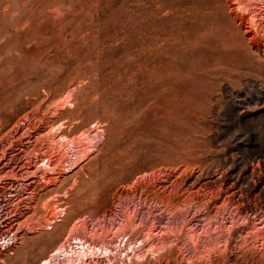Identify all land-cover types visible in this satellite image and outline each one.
I'll return each instance as SVG.
<instances>
[{"label":"rangeland","instance_id":"obj_1","mask_svg":"<svg viewBox=\"0 0 264 264\" xmlns=\"http://www.w3.org/2000/svg\"><path fill=\"white\" fill-rule=\"evenodd\" d=\"M0 4V264H264V0Z\"/></svg>","mask_w":264,"mask_h":264},{"label":"bare ground","instance_id":"obj_2","mask_svg":"<svg viewBox=\"0 0 264 264\" xmlns=\"http://www.w3.org/2000/svg\"><path fill=\"white\" fill-rule=\"evenodd\" d=\"M6 3V2H5ZM6 4H8V3H6ZM1 5V4H0ZM2 6V5H1ZM197 6V5H196ZM187 7H189V9L188 10H191V8H190V6H187ZM198 7V6H197ZM4 8H8V6H5ZM200 9V8H199ZM198 9V10H199ZM185 10V9H184ZM194 10H195V8H194ZM194 10H192V11H194ZM192 11H190V12H192ZM4 12H5V10H4ZM188 12V11H187ZM195 12H197V9H196V11ZM194 13V12H193ZM5 46H6V43H4V42H1L0 43V51H2L4 48H5ZM51 63V62H50ZM64 65V64H63ZM66 65V64H65ZM85 65V64H84ZM45 66H46V64H45V62L44 63H41V64H39V66L38 67H35V69H37L38 71H40L41 73H42V75H43V71H42V68H45ZM30 67H33V66H30ZM82 67V66H81ZM85 67H87V65L85 66ZM67 69L70 71V73H72V74H76V75H73L72 77H73V79H77L78 77H80V76H83L85 73H86V71L85 70H87V69H80V68H74L73 66H67ZM66 69V70H67ZM40 85H42L45 89H47L48 90V92H51L52 91V87H49L48 86V84L47 83H45V82H43L42 84H40ZM38 86H39V84H38ZM93 97H95V96H93ZM96 97H98V96H96ZM46 99V98H45ZM93 99V98H92ZM43 100V99H42ZM68 100H70V99H68ZM67 101V100H66ZM93 101V100H92ZM97 103L98 102H96V101H94V102H92L89 106H96L97 105ZM99 105V104H98ZM101 107H102V105H100ZM100 108V107H99ZM52 109V108H51ZM96 109V108H95ZM79 110V109H78ZM90 110V109H89ZM52 111V110H51ZM54 111V110H53ZM73 111V110H72ZM68 112V111H67ZM76 112V111H75ZM53 113V112H52ZM54 113H55V116H53L54 118L55 117H59V109H57L56 108V110L54 111ZM54 113H53V115H54ZM65 113V112H64ZM77 113V112H76ZM74 114L75 113H73V116H74ZM52 116V115H51ZM81 117V116H80ZM70 118V117H69ZM76 118H78V117H76ZM66 119H67V117H66ZM80 120V119H79ZM78 120V121H79ZM30 126V125H29ZM36 128V127H35ZM20 134V133H19ZM64 136V135H63ZM62 136V137H63ZM64 138H65V136H64ZM64 138H62V139H64ZM16 139V138H15ZM68 139V138H67ZM17 140V139H16ZM67 141V140H66ZM82 141H84V140H82ZM16 142V141H15ZM29 142H30V140H29ZM28 142V143H29ZM36 142V141H35ZM34 142V143H35ZM40 142V141H39ZM42 142V141H41ZM38 142H36V144H37ZM17 144V143H16ZM22 144V143H21ZM83 144V143H82ZM40 145V144H39ZM20 146V145H19ZM23 146V145H22ZM21 146V147H22ZM25 146V145H24ZM34 146H36V145H34ZM41 146V145H40ZM84 146V145H83ZM82 146V147H83ZM25 147H28V146H25ZM33 147V146H32ZM43 147V146H42ZM80 147V146H79ZM23 148V147H22ZM31 148V147H30ZM34 148V147H33ZM36 148H38V147H36ZM40 148V147H39ZM39 148H38V150H39ZM43 149V148H42ZM28 150H30L29 148H28ZM35 150H37V149H35ZM44 150V152H45V149H43ZM43 150H42V152H43ZM33 151V150H32ZM32 151H30V152H32ZM43 152V153H44ZM16 153H18V151L16 152ZM22 153V152H21ZM33 153L34 152H32V155H33ZM36 153V152H35ZM47 153V152H46ZM25 154H27V153H25ZM29 154V153H28ZM31 154V153H30ZM29 154V155H30ZM38 155V154H37ZM45 155V154H44ZM31 156V155H30ZM29 156V157H30ZM40 156H41V154H40ZM49 156V155H48ZM47 156V157H48ZM21 158V157H20ZM39 158V157H38ZM42 158H46V155H45V157H42ZM48 158H50V157H48ZM25 159H27V158H25ZM29 159H31V158H28V160ZM49 160H51V158L49 159ZM18 161V160H17ZM41 161V160H40ZM47 161V160H46ZM45 161V162H46ZM16 162V161H15ZM25 162V161H24ZM29 162V161H28ZM30 162H31V160H30ZM29 162V163H30ZM37 162V161H36ZM44 161H42V163H43ZM23 163V162H22ZM35 163V162H34ZM40 162L38 161L37 162V164H39ZM50 163V162H49ZM4 164H6V163H4ZM3 164V165H4ZM27 164V163H26ZM37 164H36V166H37ZM47 164V163H46ZM51 164V163H50ZM8 165V164H7ZM10 165V164H9ZM31 165V164H30ZM35 165V164H34ZM48 165V164H47ZM14 166V165H13ZM19 166V165H18ZM27 166V165H26ZM36 166L34 167V168H36ZM40 166V165H39ZM38 166V167H39ZM46 166V165H45ZM14 168V167H13ZM15 168H16V165H15ZM29 168V167H28ZM46 168H47V166H46ZM25 169V168H24ZM32 169V168H31ZM3 169L2 168H0V171H2ZM8 170V169H7ZM7 170H5V171H7ZM18 170V169H17ZM48 170V169H47ZM28 172V171H27ZM0 173H3V172H0ZM7 173H9V172H7ZM4 174V173H3ZM11 174V173H10ZM30 183V182H29ZM32 183V182H31ZM30 183V184H31ZM35 184V183H34ZM33 184V185H34ZM32 187V186H31ZM32 190V189H31ZM34 194V193H33ZM30 207V206H29ZM27 217V216H26ZM24 219V218H23ZM30 219V218H29ZM32 219V218H31ZM32 221V220H31ZM27 222V221H26ZM30 222V221H29ZM32 224V223H31ZM34 229V228H33ZM15 234V233H14ZM13 234V235H14ZM14 239V238H13ZM15 239H16V237H15ZM14 239V240H15ZM79 243H81V244H79ZM79 246H78V248L76 249H73V251L76 253V255L77 256H81V255H84V254H87V250L88 249H86V248H84V243H83V241H82V238L81 237H79V240H78V243H77ZM22 248V247H21ZM61 247H59L58 249H57V251L56 252H54V253H52L51 254V256L50 257H46V258H44L43 259V261H42V263L41 264H51L52 263V256H56L55 255V253H57L58 251H61ZM107 249V248H106ZM3 249L1 248L0 249V254H2V253H4L3 251L5 250H3ZM11 250V249H10ZM4 254H6V253H4ZM15 254H17V253H15ZM14 255V254H13ZM12 259H13V257H12ZM19 259V258H18ZM27 260V259H26ZM31 263V262H30ZM33 263V262H32Z\"/></svg>","mask_w":264,"mask_h":264}]
</instances>
